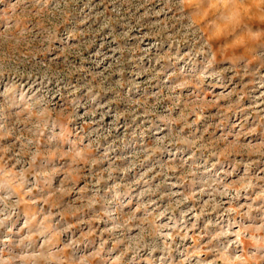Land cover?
Segmentation results:
<instances>
[{
  "label": "rangeland",
  "instance_id": "obj_1",
  "mask_svg": "<svg viewBox=\"0 0 264 264\" xmlns=\"http://www.w3.org/2000/svg\"><path fill=\"white\" fill-rule=\"evenodd\" d=\"M0 264H264V0H0Z\"/></svg>",
  "mask_w": 264,
  "mask_h": 264
}]
</instances>
